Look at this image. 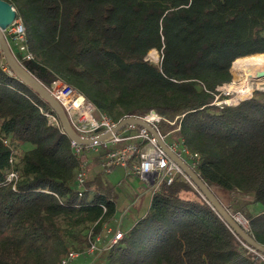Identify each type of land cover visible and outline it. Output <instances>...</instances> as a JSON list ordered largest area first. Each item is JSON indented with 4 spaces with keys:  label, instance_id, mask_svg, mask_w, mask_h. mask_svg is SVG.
I'll use <instances>...</instances> for the list:
<instances>
[{
    "label": "trees",
    "instance_id": "1",
    "mask_svg": "<svg viewBox=\"0 0 264 264\" xmlns=\"http://www.w3.org/2000/svg\"><path fill=\"white\" fill-rule=\"evenodd\" d=\"M5 1L25 27L34 59L21 63L33 76L69 85L114 123L154 111L166 143L198 155L184 160L233 196L228 212L264 246V90L236 105L219 91L236 60L264 56V0ZM46 113L0 51V264H61L70 251L83 253L74 264H264L183 176L124 228L106 172L79 187L82 157ZM114 220L122 239L87 255Z\"/></svg>",
    "mask_w": 264,
    "mask_h": 264
},
{
    "label": "built area",
    "instance_id": "2",
    "mask_svg": "<svg viewBox=\"0 0 264 264\" xmlns=\"http://www.w3.org/2000/svg\"><path fill=\"white\" fill-rule=\"evenodd\" d=\"M5 33L15 41L18 52L24 62L34 59L27 45L25 27L19 17H16L13 24ZM49 90L62 105L74 131L81 137H96L111 130L117 124L112 122L106 115L99 112L90 100L69 85L56 81ZM45 117L49 120L50 124L55 125L63 132L59 119L53 112L46 113ZM140 118L152 124L156 130V124L161 120L159 115L153 114L152 112ZM162 138L165 141L164 137ZM5 144H8V142L5 141ZM71 145L78 156L84 154V152L90 153L91 151H94L98 156L101 155L99 166L106 173H110L115 168L120 167L126 169L128 173L138 176L142 181L152 186L153 194L157 192L164 183L167 185L172 184L177 176H183L189 181L183 170L170 159L166 152L159 146L156 139L145 128L140 126H127L115 134L112 139L103 144L81 146L71 142ZM167 145L182 160H184V158L189 160L198 158L197 154L193 155L186 149L182 141H174L171 145ZM101 146L103 148H101ZM18 178V172L12 170L7 176V181L9 183H16ZM87 179L88 172L86 170V164L81 161L77 177L79 187L82 188ZM240 216V214L235 215L237 218ZM245 222L248 224L246 220ZM246 230L249 231V228ZM110 232H112L111 229L108 230V233ZM122 237V232L116 231L111 243H116L121 240ZM100 241L101 235L90 244L86 254L93 255L98 250ZM247 247L252 249L249 246ZM81 255H83V253L70 251L61 264H71L73 261L80 258Z\"/></svg>",
    "mask_w": 264,
    "mask_h": 264
},
{
    "label": "water",
    "instance_id": "3",
    "mask_svg": "<svg viewBox=\"0 0 264 264\" xmlns=\"http://www.w3.org/2000/svg\"><path fill=\"white\" fill-rule=\"evenodd\" d=\"M17 17L14 7L5 0H0V51L3 59L10 71L23 82L29 86L35 93L39 95L51 108L52 112L59 119L64 134L71 142L81 146H94L107 142L112 139L115 134L120 132L123 128L135 125L145 128L157 141L159 146L166 152L170 159L175 162L185 173L192 185L200 192L202 197L212 206V208L219 214L224 222L230 229L241 239L244 243L264 256V246L258 243L248 231L239 223L237 217L232 216L227 207L224 206L217 196L214 194L212 188L197 175L194 170L177 154H175L167 143L163 140L162 136L155 129V127L140 117H127L119 121L111 130L106 131L93 138H84L78 135L72 128L67 114L65 113L62 105L53 96L51 91L40 80L33 76L24 65L14 55L9 42L6 38V30L13 24ZM237 61V60H236ZM235 61V62H236ZM234 62V63H235ZM233 63V65H234ZM232 65V67H233ZM153 114H156L152 111Z\"/></svg>",
    "mask_w": 264,
    "mask_h": 264
},
{
    "label": "rangeland",
    "instance_id": "4",
    "mask_svg": "<svg viewBox=\"0 0 264 264\" xmlns=\"http://www.w3.org/2000/svg\"><path fill=\"white\" fill-rule=\"evenodd\" d=\"M5 35L14 55L18 58L20 62H24L23 58L18 52V48L15 41L7 33H5ZM149 54H151L148 55L149 60H151L153 63L156 64L159 63L160 56L156 51L150 52ZM235 68H236V64H235ZM237 71H238V75L232 72L233 74L232 82H236L237 84V90L235 92L227 91L226 89L223 88L224 86L219 88L220 93L229 97L228 100L223 101L222 103H226L229 105H236L240 101L244 100L241 99L242 93H247L251 97L255 90H264V82L263 84L262 83L260 84V82L258 81H252L250 87L245 86L243 84L240 71L239 70ZM101 148L103 147L101 146ZM79 156L82 157V161L86 164V170L88 172V176L94 174L97 170L100 169V166L97 167L91 164L93 162V159L98 156L96 153H94V151H91L90 153L84 152L83 155L81 154ZM106 179L108 180V182H110L113 186L116 187L117 210H118L117 216L119 217L117 218L119 219V221L122 215L124 214L129 215L130 212L132 211L136 210L139 213H142V211L144 210V208H146L148 204V197L150 195L149 192H147L146 194H144V197L142 196L141 188L145 187V185L141 180H139L134 176L128 178L127 173H125V170L121 168H117L111 171L110 173H106ZM138 203L139 204L141 203V205H139ZM121 220L124 228L129 226L124 216ZM238 220L243 225L244 228L248 229V224L245 222V219L242 216H240ZM112 224H115L116 227L118 225V223L115 220L109 224H106V226L104 227V231L101 235V241L98 245V250L104 248L105 246H108L109 242H111L113 238L111 237L112 232L108 233V230L112 229ZM76 261L77 260H75L72 264L77 263Z\"/></svg>",
    "mask_w": 264,
    "mask_h": 264
},
{
    "label": "bare ground",
    "instance_id": "5",
    "mask_svg": "<svg viewBox=\"0 0 264 264\" xmlns=\"http://www.w3.org/2000/svg\"><path fill=\"white\" fill-rule=\"evenodd\" d=\"M236 68L237 70L240 71L241 78L245 86L250 87L252 81H258L260 82V84L261 83L263 84L264 82V56L254 55V56L238 59L236 61ZM223 86H224L223 87L224 89L230 92H235L237 90L236 82H230ZM249 97H250L249 94L242 93L241 99H246Z\"/></svg>",
    "mask_w": 264,
    "mask_h": 264
},
{
    "label": "crops",
    "instance_id": "6",
    "mask_svg": "<svg viewBox=\"0 0 264 264\" xmlns=\"http://www.w3.org/2000/svg\"><path fill=\"white\" fill-rule=\"evenodd\" d=\"M97 167H98V166H97ZM118 168H120V167H118ZM115 169H117V168H115ZM115 169H114V170H115ZM121 169L125 170V173H127L128 178H130L131 176H134V177L138 178L139 180H141L138 176L128 173V171H127L126 169H124V168H121ZM100 170H101V168H100L99 170H97L96 172H99ZM112 171H113V170H112ZM89 176L92 177L93 174H91V175H89ZM141 181H142V180H141ZM142 182H143V184L145 185V187H142V188H141V190H142V196L144 197V194H146L147 192H149V195H150V196L148 197V204H147L146 208H144V210L142 211V213H139L138 211L135 210V211L130 212L129 215H125V214H124V215L121 216V219L123 218V216L126 218L127 223H128L129 225H131L132 223H134L135 221H137L139 218L143 217V216L146 214V212H147V210H148V208H149V205H150L151 199H152V195H153V189H152V186L149 185L148 183L144 182V181H142ZM212 189H213V188H212ZM213 191H214V194H215V195L217 196V198L219 199V201H220L224 206L228 207V206L232 203V201H233V196H232L230 193H228V192H226V191H224V190H222V189H220V188H214ZM138 204H139V203H138ZM139 205H141V203H140ZM134 207H135V206H134Z\"/></svg>",
    "mask_w": 264,
    "mask_h": 264
}]
</instances>
